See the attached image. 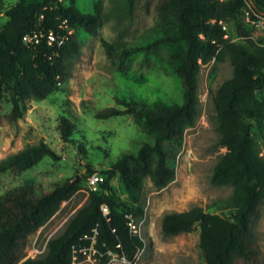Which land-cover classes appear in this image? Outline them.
<instances>
[{
	"label": "trees",
	"instance_id": "obj_1",
	"mask_svg": "<svg viewBox=\"0 0 264 264\" xmlns=\"http://www.w3.org/2000/svg\"><path fill=\"white\" fill-rule=\"evenodd\" d=\"M66 0H15L0 14L6 22L0 29V103L7 95L10 112L7 120H20L29 101L45 100L58 84L71 76L81 55L75 31L96 36L106 17L101 3L94 4L92 15L75 7H64ZM142 1L145 14L153 15L155 34L148 43L117 40L101 41L107 60L123 70L130 58L155 53L162 45L182 44L176 54L174 72L180 80V103H158L150 109L139 98L116 99V106L95 113L99 120L130 116L141 123L152 143L142 144L137 152H123L96 192L88 191L86 202L69 219L62 233L50 239L44 254L28 258L36 235L60 209L80 191L78 180L56 184L49 192H39L24 183L0 195V264H74L76 257L91 249L103 263L109 254L133 264L144 248L143 240L130 229L142 217L141 192L145 180L156 189L174 179L172 167L186 129L198 118V76L202 66L227 59L231 77L211 98L217 142L224 153L210 176L213 186H227L232 194L224 208L231 219L205 213L201 208L166 214L161 220L165 237L190 234L199 227L201 264H264L263 246H258L256 226L264 209V43L248 37L237 15L248 8L262 17L264 0H113V18L131 20L135 5ZM65 22V28L61 24ZM234 25L240 41L226 37L225 27ZM54 31L66 35L60 48L50 49L45 39L24 44L28 34ZM71 31V34H67ZM61 140L69 142L74 125L60 120ZM44 158L57 159L44 143L20 151L0 164V173H24ZM118 175L127 200L113 194L109 181ZM103 176V177H104ZM106 209V213L103 212Z\"/></svg>",
	"mask_w": 264,
	"mask_h": 264
},
{
	"label": "rangeland",
	"instance_id": "obj_2",
	"mask_svg": "<svg viewBox=\"0 0 264 264\" xmlns=\"http://www.w3.org/2000/svg\"><path fill=\"white\" fill-rule=\"evenodd\" d=\"M101 3L106 19L96 36L84 30L75 31L81 43V55L74 63L71 76L58 84V89L45 100L29 101L20 120H7L11 106L7 95L0 103V164L12 155L27 148L46 144L57 159L44 158L32 169L17 174L11 171L0 173V195L24 183H30L41 192H49L56 184L78 180L80 191L69 201L61 204L58 212L37 232L27 252L28 258H39L45 252L50 239L59 236L73 214L84 205L88 196V178L108 171L123 152H137L144 144L152 143L141 123L130 116L99 120L95 113L115 107L116 99L139 98L150 109L158 103H180L182 88L174 69L176 54L182 44L162 45L157 52L138 54L129 59L123 70H118L106 58L101 41L126 40L148 43L155 34L153 15L145 14L143 2H138L132 18H113V0H66L64 7H75L79 12L92 15L94 4ZM15 4L4 0L3 9ZM248 37L258 44L264 43V32L256 24L257 15L248 8L237 15ZM6 17L0 14V29ZM226 37L233 41L237 36L234 25L225 27ZM232 68L227 59L213 61L202 66L198 76V118L193 127L185 130L180 148L173 162L174 179L164 188L156 189L145 180L141 192L142 217L131 229L144 243L133 264H201L203 254L199 248V227L190 234L165 237L161 232V220L166 214L201 208L205 213L231 219L232 212L224 203L232 194L227 186H213L211 173L224 153L217 147L216 123L213 117L211 98L217 88L231 77ZM65 118L74 125L69 142L61 140L60 120ZM104 179L106 177L104 176ZM109 185L114 195L126 201L127 194L113 175ZM264 209L256 226L258 246H263ZM74 264H129L114 254L107 262L96 257L89 248L81 253Z\"/></svg>",
	"mask_w": 264,
	"mask_h": 264
},
{
	"label": "built area",
	"instance_id": "obj_3",
	"mask_svg": "<svg viewBox=\"0 0 264 264\" xmlns=\"http://www.w3.org/2000/svg\"><path fill=\"white\" fill-rule=\"evenodd\" d=\"M256 24L258 25L259 29L264 32V17L263 16L259 17V20L256 22ZM60 27L61 29L65 28V22H63ZM67 34H71V31H68ZM42 39H45L47 46L50 49H53V48H60L66 41L67 36L62 35L60 33H55L54 31H49L47 33H39V34L34 33V34L25 35L22 38V41L26 45L32 44V43L38 44L42 41ZM103 180H104V177L99 175L98 173L91 175L88 178V183H87L89 191L96 192L99 187V184L102 183ZM103 212L106 213L105 208H103ZM128 225L130 226V229H131L132 227L131 223H128Z\"/></svg>",
	"mask_w": 264,
	"mask_h": 264
},
{
	"label": "water",
	"instance_id": "obj_4",
	"mask_svg": "<svg viewBox=\"0 0 264 264\" xmlns=\"http://www.w3.org/2000/svg\"><path fill=\"white\" fill-rule=\"evenodd\" d=\"M264 17V13L261 14Z\"/></svg>",
	"mask_w": 264,
	"mask_h": 264
}]
</instances>
